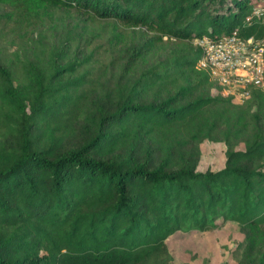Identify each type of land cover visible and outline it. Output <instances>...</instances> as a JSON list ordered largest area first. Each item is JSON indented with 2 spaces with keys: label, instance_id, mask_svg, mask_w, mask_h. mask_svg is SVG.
I'll return each instance as SVG.
<instances>
[{
  "label": "trees",
  "instance_id": "1",
  "mask_svg": "<svg viewBox=\"0 0 264 264\" xmlns=\"http://www.w3.org/2000/svg\"><path fill=\"white\" fill-rule=\"evenodd\" d=\"M3 1L20 28L62 5L152 34L109 61L65 40L0 58V264H174L170 234L226 220L235 264H264V90L222 96L193 43L259 36L252 0ZM205 139L222 167L198 168Z\"/></svg>",
  "mask_w": 264,
  "mask_h": 264
},
{
  "label": "rangeland",
  "instance_id": "2",
  "mask_svg": "<svg viewBox=\"0 0 264 264\" xmlns=\"http://www.w3.org/2000/svg\"><path fill=\"white\" fill-rule=\"evenodd\" d=\"M9 13L8 6L0 0V58L7 62L14 61V64L20 54L33 56L38 52L44 53L64 40L69 50L82 48L85 52L103 42L100 51L104 60L109 61L119 52L120 46L142 42L152 34L142 25L92 18L87 13L62 5L46 8L39 24L25 28L14 26L8 20ZM114 31L119 39L108 41L107 38ZM180 44L163 41L158 47L159 53L163 54L167 48H176ZM200 148L199 169L215 170L223 166V142L205 139ZM241 238L237 224L226 220L211 230H177L167 237L166 242L174 264H235L232 250Z\"/></svg>",
  "mask_w": 264,
  "mask_h": 264
},
{
  "label": "built area",
  "instance_id": "3",
  "mask_svg": "<svg viewBox=\"0 0 264 264\" xmlns=\"http://www.w3.org/2000/svg\"><path fill=\"white\" fill-rule=\"evenodd\" d=\"M252 21L262 25L259 36L242 35L235 28L218 39L203 35L193 40L201 50L198 67L207 69L219 93L234 103L248 98L251 86L264 90V0H252L244 22Z\"/></svg>",
  "mask_w": 264,
  "mask_h": 264
}]
</instances>
